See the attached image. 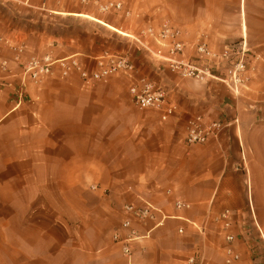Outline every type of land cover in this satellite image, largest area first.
Listing matches in <instances>:
<instances>
[{
  "label": "crops",
  "instance_id": "1",
  "mask_svg": "<svg viewBox=\"0 0 264 264\" xmlns=\"http://www.w3.org/2000/svg\"><path fill=\"white\" fill-rule=\"evenodd\" d=\"M64 1L0 0L7 42H0V61L9 71L0 68V264H187L193 256L197 264H228V246L238 255L230 264H264V0H129L145 8L130 20L135 29L170 18L183 30L184 59L194 58L196 42L216 53L244 43L250 79L239 96L218 81L171 73L134 46L118 51L138 66L133 77L115 74L85 89L77 71L62 77L54 66L40 83H26L16 105L20 63L10 45L23 47L21 61L48 54L74 58L83 69L108 49L89 53L65 35L24 32L4 12L22 6L122 28ZM130 7L124 3V12ZM141 79L164 87L179 112L163 120L155 110H137L129 88ZM195 116L226 128L188 146L185 126ZM175 201L190 208L178 210ZM125 204L157 209L154 222H132L139 238L129 257L113 238L128 233ZM225 212L231 245L219 219Z\"/></svg>",
  "mask_w": 264,
  "mask_h": 264
},
{
  "label": "built area",
  "instance_id": "2",
  "mask_svg": "<svg viewBox=\"0 0 264 264\" xmlns=\"http://www.w3.org/2000/svg\"><path fill=\"white\" fill-rule=\"evenodd\" d=\"M17 2L18 0H6ZM81 6H93L102 14H120L124 12V4L121 1L110 0H71ZM124 15L130 16L129 11ZM101 22V21H100ZM103 25V22H101ZM115 32L127 38L134 45L150 54L156 60L162 61L165 68L171 73L178 74L182 78L191 79L195 82L215 80L222 83L233 95L239 96L241 89L245 88L250 76L248 75V51L244 43L238 48H226L216 53L204 42L194 44L195 56L192 59H184L187 43L184 40V32L181 28L169 21H164L158 26H146L135 31L117 28ZM0 42L7 43L0 36ZM153 44L157 47L154 49ZM16 51L15 60L20 63V73L17 75L16 84L12 85L13 101L16 105L23 102L25 98L24 87L27 82L40 83L53 72V67L58 66L62 77H67L73 70L79 73L82 85L90 89L98 82L107 80L115 74H124L133 77L138 66L131 57L124 52L104 50L94 58L93 68L83 69L74 58L55 60L46 54L41 57H31L21 61L23 47L21 45H10ZM0 68L8 71L7 63L0 61ZM9 72V71H8ZM130 100L139 111L148 109L155 110L161 114L163 120L176 115L179 112L178 104L172 102L168 91L156 84L151 79H141L139 84L129 88ZM226 128V124L218 120L205 122L203 117L195 116L185 126L184 139L188 146L204 145L209 139L217 138ZM178 210L189 209L190 205L182 201H175ZM157 209L151 205L138 207L133 204H125L122 207L124 220L122 226L128 233L122 237L119 233L114 235V241L120 244L123 256L131 255V243L139 238L137 231L132 229V222L139 224L155 221ZM229 213L220 216L224 240L231 245L234 236L231 233V223L228 221ZM158 223L157 225H159ZM182 234L183 230L178 229ZM197 257H189L187 264H197ZM238 259V255L231 246L226 248V263L230 264ZM202 264V263H198Z\"/></svg>",
  "mask_w": 264,
  "mask_h": 264
},
{
  "label": "rangeland",
  "instance_id": "3",
  "mask_svg": "<svg viewBox=\"0 0 264 264\" xmlns=\"http://www.w3.org/2000/svg\"><path fill=\"white\" fill-rule=\"evenodd\" d=\"M57 1L58 0H56V2ZM100 1L106 2L110 0ZM118 1H121L122 3L124 2L126 6L127 4L131 6L129 11L130 16L124 15L123 18H120L118 17L119 14L99 13L91 5L81 6L71 0H65L64 2L72 7H79V12L82 14H88L104 22H114V25L122 27L123 29L131 31L137 30L129 24L131 23L130 20L132 21L140 13H145V8L137 1ZM57 4H59V2H57ZM21 7H18L14 11V14H7L4 12L10 27L21 29L30 34L44 33L52 37H61L65 35L75 39L78 44L83 43L81 47L89 53H93L95 50L102 51L104 49L111 51H128L131 49L132 51L135 46L133 42L125 37H122L120 34H117L105 26L84 17L59 15L52 12L50 13L33 9L25 11V9H22ZM166 9L168 11L169 6H166ZM164 21L172 22L170 18H164L163 20H160V23ZM123 22L125 23L123 24ZM97 45H99V47H97Z\"/></svg>",
  "mask_w": 264,
  "mask_h": 264
}]
</instances>
